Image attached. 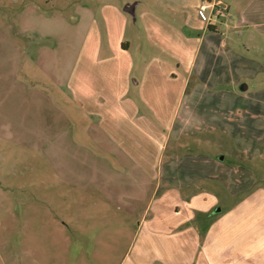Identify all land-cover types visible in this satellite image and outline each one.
Returning a JSON list of instances; mask_svg holds the SVG:
<instances>
[{
  "label": "rangeland",
  "instance_id": "rangeland-1",
  "mask_svg": "<svg viewBox=\"0 0 264 264\" xmlns=\"http://www.w3.org/2000/svg\"><path fill=\"white\" fill-rule=\"evenodd\" d=\"M130 1L137 2L0 0V29H4L0 30V78H6L5 87L9 89L8 95L0 99L1 119L9 123L8 129H0V264H179L173 255L177 249L173 243L177 239L173 237L185 227L163 219L157 226L158 236L152 230L156 223H148L151 228L141 223L155 218L161 195L158 191V197H153L148 173L138 167L131 155L138 156L139 152L130 153L128 147L120 146L118 138H104L101 130L82 122L77 107L70 102L69 84L71 80L72 87L80 83L79 72L99 74L102 82H107L112 63L98 65V60L92 62L88 58L91 52L103 58L114 55L112 41L118 39V33H113L112 27L109 31L103 14L124 15L126 2ZM141 1L135 20L127 14L129 25L122 35L131 45L133 60L125 77L138 96L146 87L156 101L155 89L160 84L155 87V69L148 72V64L153 58L165 59L166 53L149 39L147 26L139 15L150 0ZM224 7L223 3L216 4V11ZM152 10L163 12L157 6ZM226 13L229 15L228 7ZM168 18L173 19L175 27L185 28L181 23L185 21L183 15ZM213 19L212 16L215 22ZM214 22L209 21V26L215 27ZM209 26L208 30L213 31ZM27 39H33L35 45L28 48ZM95 40L99 47L92 48ZM126 47L124 43L123 48ZM145 75L149 76L146 82ZM90 79L88 84L96 83L95 77ZM136 100L143 111L147 109L145 113H153ZM65 112L72 126L68 131L72 132V144L64 134ZM220 142L221 146L217 141L207 147L199 145L196 152L224 155L230 142ZM231 160L239 162L228 157L226 163ZM153 163L155 166L156 161ZM246 167L254 174L257 188H264V159L250 161ZM94 170H103L104 174L94 175L95 183L90 184ZM82 171L89 173L85 182ZM155 178L154 174L156 185ZM209 186L217 188L221 202L204 223L195 225L199 246L192 250L193 263L200 264L193 255L201 252L205 260L201 264H264V207L243 205L246 195L230 194L221 183L202 184ZM153 200L154 206H148ZM231 206L241 208L226 215ZM217 208L222 211L214 214ZM179 209L173 205L171 211ZM218 223L209 242L206 228ZM172 233L168 240L164 239ZM210 252L213 256H209Z\"/></svg>",
  "mask_w": 264,
  "mask_h": 264
},
{
  "label": "crops",
  "instance_id": "crops-1",
  "mask_svg": "<svg viewBox=\"0 0 264 264\" xmlns=\"http://www.w3.org/2000/svg\"><path fill=\"white\" fill-rule=\"evenodd\" d=\"M134 3L138 9L143 2L137 0ZM203 3L226 5L225 11L219 9L222 13L213 12L215 22L212 18L210 21L214 22L213 31L208 30L209 13L200 12ZM154 6L163 12L157 14L152 10ZM146 7L139 15L140 19L147 26L150 41L157 43L166 53L165 59L153 58L148 64V72L155 69V87L160 84L155 89L156 101L147 93L146 87H142L138 96L125 77L133 65L131 45L122 37L129 25L127 14L104 12L109 31L112 27L113 33H118V39L112 41L114 55L103 58L91 52L88 60H98V65H101L99 62L112 63L109 65L112 71L105 78L107 82H102L99 74L90 76L87 72H79L77 86L72 87L70 79V102L77 107L82 122L91 123L99 132L101 130L104 138H118L121 147H128L130 153L139 152L138 156L131 155L139 163L138 167L148 173L153 197L158 191L161 195L155 206V218L144 219L141 223H151V226L156 223L152 230L158 236L160 227L157 226L164 222L163 219L168 223L177 221L178 227L184 226L182 232L173 237L177 239L173 242L177 245L173 255L178 257L179 264H194L190 256L194 246H199L195 225L204 223L212 209L221 202L216 195L217 188L202 187L203 183H221L230 194L239 197L245 194L243 205L264 207V188H257L254 174L246 167L250 161L264 159V0H150ZM175 15L185 17L181 22L185 28L173 25V19L168 17ZM27 40L28 48L35 45L33 39ZM124 43L126 48H123ZM90 46L97 48L99 43L95 40ZM15 49L19 50L18 46ZM127 62L129 66H126ZM120 71H123L121 75ZM92 76L96 83L88 84ZM145 77L146 82L149 76ZM150 78L153 80V75ZM5 82L6 78H0V99L9 93ZM136 98L155 116L152 112L145 113L147 109L143 111ZM1 103L0 129L3 131L8 129L9 123L1 119ZM64 117V134L72 144V132H68L72 126L66 119V112ZM222 139H229L231 143L225 146L224 155L196 152L195 147L199 145L207 147L217 141L221 146ZM228 157L239 162L232 163L231 160L228 164ZM153 161H156L155 166ZM102 174L103 170L92 171L93 179L89 183H95L94 175L102 177ZM154 174L156 185L153 183ZM81 176L85 182L89 173L82 171ZM78 181L81 182L80 176ZM155 201L148 206H154ZM173 205L180 209L172 212ZM236 207L231 206L226 215L241 208ZM163 209L167 210L163 212ZM218 226L219 223L206 228L209 242ZM166 229L169 232L170 227ZM171 235L173 233L164 239L168 240ZM209 256H213L211 252ZM193 258H198L200 264L201 260L205 261L201 252L194 254Z\"/></svg>",
  "mask_w": 264,
  "mask_h": 264
},
{
  "label": "built area",
  "instance_id": "built-area-1",
  "mask_svg": "<svg viewBox=\"0 0 264 264\" xmlns=\"http://www.w3.org/2000/svg\"><path fill=\"white\" fill-rule=\"evenodd\" d=\"M216 11V5L215 4H210V3H203L201 6H200V12L202 14H205V13H208L209 12V15L210 17H208V20L211 21V16L213 14V12ZM219 12L222 13L221 10H218ZM225 11V10H224ZM211 14V15H210Z\"/></svg>",
  "mask_w": 264,
  "mask_h": 264
},
{
  "label": "water",
  "instance_id": "water-1",
  "mask_svg": "<svg viewBox=\"0 0 264 264\" xmlns=\"http://www.w3.org/2000/svg\"><path fill=\"white\" fill-rule=\"evenodd\" d=\"M136 6H137V3H128L125 5L124 7V12L128 15H130L131 17L134 18V20L136 19ZM222 159V157H221ZM221 209L220 208H217L215 209V213H218L220 212Z\"/></svg>",
  "mask_w": 264,
  "mask_h": 264
},
{
  "label": "trees",
  "instance_id": "trees-1",
  "mask_svg": "<svg viewBox=\"0 0 264 264\" xmlns=\"http://www.w3.org/2000/svg\"><path fill=\"white\" fill-rule=\"evenodd\" d=\"M209 29H210V30H213V27H212V26H209Z\"/></svg>",
  "mask_w": 264,
  "mask_h": 264
}]
</instances>
